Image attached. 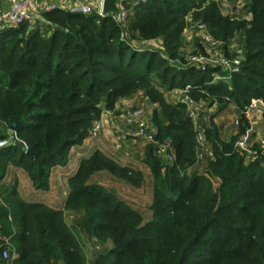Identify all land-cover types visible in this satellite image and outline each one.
<instances>
[{"label":"trees","instance_id":"16d2710c","mask_svg":"<svg viewBox=\"0 0 264 264\" xmlns=\"http://www.w3.org/2000/svg\"><path fill=\"white\" fill-rule=\"evenodd\" d=\"M236 1L149 0L127 6L125 23L53 11L44 14L53 30L23 24L0 33V141H7L0 147V236L18 249L13 264H264V150L250 161L238 146L249 125L244 108L264 99V0L242 9ZM189 18L216 39L238 36L245 52L239 73L215 81L222 69L188 64L189 54L205 51L200 37L193 51L183 50ZM156 40L160 48H141ZM187 85L215 155L200 163L189 105L171 97ZM139 92L145 105H157L149 119L155 139L142 156L153 183L150 220L94 181L108 173L141 187L145 171L102 152L68 179L62 208L25 200L16 180L8 186L13 168L49 190L52 169L69 163L104 112ZM231 103L241 111L239 132L223 139L215 115L208 126L204 116ZM13 122H20L16 131ZM164 143L176 154L172 164L157 154Z\"/></svg>","mask_w":264,"mask_h":264},{"label":"built area","instance_id":"2783aa9c","mask_svg":"<svg viewBox=\"0 0 264 264\" xmlns=\"http://www.w3.org/2000/svg\"><path fill=\"white\" fill-rule=\"evenodd\" d=\"M57 1V2H56ZM10 0L7 9L0 10V33L17 28L23 24H27L30 28H39L45 30L52 26V23L45 19L44 14L53 11H63L71 15L99 17L111 16L119 23H125L129 17V6L134 8L140 6L149 0H118L120 13L107 14L104 11L106 0ZM248 1V0H240ZM246 4V3H245ZM226 5V4H225ZM245 6V5H244ZM195 30L199 33L201 42L204 45L205 51L197 54H189L187 62L191 66H195L202 71L209 68L222 69L224 74H215V81L230 80L233 74L239 73L242 69L244 61V45L239 42L238 36L235 35L228 40L216 39L207 29V26L202 23H192ZM53 30V26H52ZM191 85H187L185 89L178 90L180 100L189 105V117L197 127V140L199 151L197 155V163L203 162L205 158L214 159L213 150L208 144L204 127L200 123V113L202 106L196 103L189 95ZM260 109L264 115V99H253L243 110V115L246 119L252 122L253 112ZM124 121L128 127L123 132V139L130 142L142 139L145 143L154 141L155 136L149 131L151 124L149 114L145 107L127 108L122 114ZM235 125L239 127L240 118H237ZM103 124L97 121L90 131L89 138H96ZM251 131L244 133L238 142L241 151L244 152L247 159L254 160L260 150H264V132L252 140ZM7 145V141H0V147ZM157 154L167 159L171 164L176 161V154L169 143L158 144ZM99 248V246H98ZM0 258L8 261L11 264L19 258L17 247L12 241V237L0 236Z\"/></svg>","mask_w":264,"mask_h":264},{"label":"crops","instance_id":"0c3cea01","mask_svg":"<svg viewBox=\"0 0 264 264\" xmlns=\"http://www.w3.org/2000/svg\"><path fill=\"white\" fill-rule=\"evenodd\" d=\"M9 4L10 0H0V10L7 9ZM171 97L175 101H178V99H180L179 96L175 98L172 94ZM142 98V92H139L132 98L122 99L118 102L115 112H107L105 113V115H103L101 119L103 126L99 132V135L93 139H86L82 145L73 147L71 150L69 163L66 166H57L54 168V170L52 171L53 174L50 178L52 182L51 187L49 188V190L45 191L46 194H48L45 199H39L38 197H35V190L37 189L33 187L30 179L26 176L25 173L22 172V170L12 168L11 175L13 181L15 179V176L18 174V171H21L22 174L27 177L25 181H23L27 184V191L23 192L19 188V191L23 198L29 202H42L53 208H62L63 206L59 207L61 205V201L59 198L60 193H56L55 190L53 192V184L58 181V184L60 185L62 183V176L64 173L66 175L65 179L68 183V179L76 174L81 161L85 158L92 157L97 152H102L116 159L122 166L132 167L134 169H139L142 171L147 168L145 163L143 162L142 157L145 151V141L142 139H138L136 141L130 142L123 139V132L128 129L122 116L123 110L127 108L142 106L144 104ZM156 106L157 105L153 107L150 104L147 106L149 119L152 115L153 108H155ZM207 112L208 114L204 116L207 126L212 123L210 115H215L213 122H215L219 127L223 139H229L232 135H235L239 132V127H235L236 130H234V132L233 129L228 131V126L233 123L234 120L240 118L241 115V111L236 107L235 104L231 103L221 111H218V106L215 105L214 107L208 109ZM230 112H234L232 117L230 116ZM224 117H227L229 120L231 119V122L226 121ZM217 118L220 120L221 118H223V121H217ZM201 122L204 127V120H202ZM248 130L251 131L250 136L252 140H256V137L260 136V134L264 132V115L262 114V111L260 109L254 110L253 119L252 122H250L248 125ZM225 132H228V134H225ZM57 174L59 175V177H57ZM19 184L23 183L19 182Z\"/></svg>","mask_w":264,"mask_h":264},{"label":"rangeland","instance_id":"374dc122","mask_svg":"<svg viewBox=\"0 0 264 264\" xmlns=\"http://www.w3.org/2000/svg\"><path fill=\"white\" fill-rule=\"evenodd\" d=\"M240 2H241L240 0H237L236 3H233V5L237 6L238 9H242L244 7L246 1H242V2H244V4H242ZM228 6L229 5H225V7H224V9H225L224 13L225 14L231 13V10L229 9ZM240 11H242V10H240ZM198 35H199V33L197 32V30H195L194 25L188 24L186 26L185 32L183 34V37H184L183 43L185 44L183 47V50H185L189 53L191 51H193L194 45L197 44L198 40L200 39L199 38L200 35L199 36ZM147 46H149L151 48H156V47L160 48L161 42L158 40L146 41V42L142 43L141 48H145ZM172 95L175 98L178 96L180 97V95H177L173 91H172ZM143 106L145 107V109L147 111V105L143 104L142 107ZM107 112H110V111H105L103 115H105V113H107ZM230 114H231L230 116L232 117L234 112H230ZM224 118L226 121L231 122V119L229 120L227 117H224ZM218 120L223 121V118H221V120L217 118V121ZM235 127H237L235 125V122L231 123L228 126V131L233 129V132H234V130H236ZM225 134H228V132H225ZM54 168L52 169V171L54 170ZM143 171H145V181L141 187H134V186H132V185H130L124 181L115 180L108 173L96 175L94 177V181L101 183L103 186H105L108 189L116 190L122 199L126 200L130 205H132V207H134L136 210H138L143 215L145 221H148L151 219V216H152L151 204L153 201V183H152V177H151V173H150L149 169L145 168ZM52 174L53 173H51V176H52ZM58 174H57V177H59ZM69 175H70V173H69ZM26 178L27 177L24 176L21 171H18V174L15 176L14 181H11L12 177H9L8 182H7V183H9L8 186L10 184L15 183V180H16L18 188H20L21 191L26 192L27 191V184L25 182H23V181H25ZM65 178H66V175L64 173L62 176V183L59 185L58 181H57V182H55V184H53V187H52L53 192L55 190L56 193H60L59 198L61 201V205L59 207L64 206V202L66 201V199L70 193V188H69V185H68ZM53 179H54V177H53ZM19 182H22L23 184H19ZM51 183L52 182L50 180V187H51ZM30 186H31V184H30ZM35 191H36L35 197H38L39 199H42V198L45 199L48 195L43 190H35ZM74 218H75L74 215L67 213V221L69 224L72 225ZM89 248H90V250L93 249L92 246H90Z\"/></svg>","mask_w":264,"mask_h":264},{"label":"water","instance_id":"95a60500","mask_svg":"<svg viewBox=\"0 0 264 264\" xmlns=\"http://www.w3.org/2000/svg\"><path fill=\"white\" fill-rule=\"evenodd\" d=\"M105 13L110 14V13H116L119 14L120 13V9L118 7V0H106L105 3V8H104ZM31 29V28H30ZM104 109H106V107H104ZM20 122H13L10 124V129L12 131H16L18 126H19ZM19 145H21V143H18ZM29 153H32L33 151L31 149H28Z\"/></svg>","mask_w":264,"mask_h":264}]
</instances>
